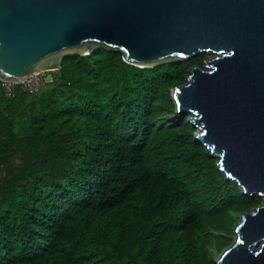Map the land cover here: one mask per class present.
I'll return each mask as SVG.
<instances>
[{
  "label": "trees",
  "instance_id": "16d2710c",
  "mask_svg": "<svg viewBox=\"0 0 264 264\" xmlns=\"http://www.w3.org/2000/svg\"><path fill=\"white\" fill-rule=\"evenodd\" d=\"M208 51L141 67L95 47L35 93L0 79V264H216L243 193L177 118Z\"/></svg>",
  "mask_w": 264,
  "mask_h": 264
},
{
  "label": "water",
  "instance_id": "95a60500",
  "mask_svg": "<svg viewBox=\"0 0 264 264\" xmlns=\"http://www.w3.org/2000/svg\"><path fill=\"white\" fill-rule=\"evenodd\" d=\"M95 47L141 67L215 53L171 97L225 176L262 197L214 261L264 264V0H0L1 80L59 69L64 55Z\"/></svg>",
  "mask_w": 264,
  "mask_h": 264
},
{
  "label": "built area",
  "instance_id": "2783aa9c",
  "mask_svg": "<svg viewBox=\"0 0 264 264\" xmlns=\"http://www.w3.org/2000/svg\"><path fill=\"white\" fill-rule=\"evenodd\" d=\"M58 75V69L45 70L21 81L2 80V85L6 96L13 95L17 87L27 93H35L45 84L53 82Z\"/></svg>",
  "mask_w": 264,
  "mask_h": 264
},
{
  "label": "rangeland",
  "instance_id": "374dc122",
  "mask_svg": "<svg viewBox=\"0 0 264 264\" xmlns=\"http://www.w3.org/2000/svg\"><path fill=\"white\" fill-rule=\"evenodd\" d=\"M208 53H209V56H214L215 55V53H213L212 51H208ZM204 68H207L206 66L204 67ZM172 89V88H171ZM181 112H173L170 116H172L173 118H177L178 116H179V114H180ZM215 156V155H214ZM217 159H218V157L216 156V164H217ZM235 182V181H234ZM236 183V182H235ZM240 187V186H239ZM240 189L242 190V188L240 187ZM253 195H257L256 193H253ZM259 196V195H258ZM259 197H261V196H259ZM261 200H262V197H261ZM244 211H242L241 213H237L236 214V217H237V220H236V223H235V225L237 224V222L239 221V219H240V216H241V214L243 213ZM235 227V226H234ZM234 235H235V233H234ZM234 235H233V238H234ZM221 252V251H220ZM220 252H218L216 255H215V257H214V259L218 256V254L220 253Z\"/></svg>",
  "mask_w": 264,
  "mask_h": 264
}]
</instances>
